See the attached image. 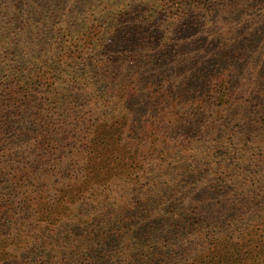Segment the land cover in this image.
<instances>
[{"label": "trees", "instance_id": "obj_1", "mask_svg": "<svg viewBox=\"0 0 264 264\" xmlns=\"http://www.w3.org/2000/svg\"><path fill=\"white\" fill-rule=\"evenodd\" d=\"M7 1L3 11L23 17L39 35L44 16L65 7L56 0ZM122 17L104 30L107 39L103 29L90 36L71 28L64 41L50 36L49 56L37 64L0 68V264H264V50L257 63L252 59L260 27L239 25L238 36L229 28L211 32L202 44L188 36L198 25L186 14L171 22L174 50L167 55L165 42L150 32L142 39L141 28L123 26ZM55 43L67 45L57 52ZM144 43L155 65L144 71L153 78L145 83L118 57L98 56ZM72 52L93 53L94 75L104 77L86 117L80 103L86 59L62 75L60 62ZM177 52L189 70L178 69L189 73L169 80L156 66ZM136 88L144 91L138 108L121 112ZM109 119H123L125 144L155 174L139 202L116 218L82 208L95 190L87 177L100 143L93 131ZM195 131L206 142L199 150Z\"/></svg>", "mask_w": 264, "mask_h": 264}, {"label": "rangeland", "instance_id": "obj_2", "mask_svg": "<svg viewBox=\"0 0 264 264\" xmlns=\"http://www.w3.org/2000/svg\"><path fill=\"white\" fill-rule=\"evenodd\" d=\"M56 1H60V6L65 5V7L57 9L58 12H55L51 16H44L45 26H42L41 35H39L23 24V17L14 16L10 13L11 11L5 12L7 9L3 11L2 8L8 1L0 0L1 69L22 70L30 64H37V61L42 58L45 59L49 56L48 47L53 46L55 42L50 37L52 34L58 35L57 40L64 41L66 39L64 33L69 32L68 30H71V28L78 27L87 29L88 33L91 32V36L96 34L99 29H103L104 31L108 29V26H117L118 21L116 20L119 15H122V18L126 20L123 26L126 27L134 24L141 28V32L143 33L142 39L150 32L155 34L154 41L161 40L160 43L162 41L165 42V46L167 47H163V52L167 55L171 54L172 50H174L171 48V45H174L170 38L172 36V32L170 31L171 22L177 20L178 17H184L186 14L193 17L195 15L194 19L198 25L197 28H193L194 34L188 36L199 38L202 44L211 41L213 37L211 32L219 33L229 28L231 31L235 30L232 32L238 36L242 32L238 28L239 25L245 26L249 24L250 26L257 25L261 30L259 31L261 32L260 36L255 38L256 43L252 47L256 51L252 57L253 63H257L260 59L257 52L264 50V0ZM67 4H74V6L69 10V5ZM67 11L69 13L64 14ZM50 26H54L59 32L56 30L51 32L49 30ZM94 27L95 29H93ZM104 37L106 39L109 37L105 31ZM54 45L58 47L57 52H62L59 51V48L67 44L64 43L63 46H57L55 43ZM84 47L87 50H92L87 44ZM152 53L153 50L150 49V46L144 43L138 49L129 47L119 52H114L113 50L100 51L98 52V56H100L99 59H102L103 62H108L118 57L116 63L131 69L133 68L134 72H138V75L141 76V83H145L149 79H153L146 76V73L144 74V71L151 72L152 68L154 69V62L152 58L150 60ZM77 54V52H72L68 58L65 56L64 62L60 63L63 65L62 69L65 72L62 75L64 76L65 74L66 77L69 70L80 69L84 59H86L85 63L88 67L85 73L82 74L84 78L82 81L86 80V83L81 85V91L84 92V95L82 94L83 96L80 98L81 108L83 109L81 111H85L86 117L89 106L91 105L90 98L92 93H103L100 84H104L105 82L103 76L99 74L94 75V70L96 69L93 68V63L95 62L93 58L96 57H94L93 53H84L85 55L83 57H76ZM182 54L177 52L173 56H168L166 58L168 61L162 62L156 68L160 71L163 69L169 77V80L188 74L189 71L186 73L182 69H178L179 66H185L189 70L188 65L186 66L184 63H181L182 59H185ZM167 63L169 66H167ZM70 64H76L77 66L75 68L77 69L73 67L69 68L68 65ZM81 91L79 92L81 93ZM134 93L136 95L125 102L124 107L119 104L123 110L119 107L116 108H119L121 112L125 109L132 111L138 108L140 102L137 98L139 95H143L144 91L141 88H138L137 91L136 88ZM115 112H118V109H115ZM93 132L95 139L98 140L99 138L100 143L97 144L92 154V164H90L87 177L90 182L95 183V190L90 195H93L91 197L92 201H88V204L85 206L86 208L84 206L82 208L87 209L88 207L90 213L103 210L109 214L108 216H115L116 218L123 209L135 206L136 202H139L141 193L147 192L148 188L152 186L155 177V174H153L154 166L153 164L151 166L146 164L140 166L141 163L134 156L135 150L133 147L130 144H127L128 146L125 144L128 142L126 140L128 134L125 133L123 119H120L119 122H116L115 119H109L108 121L102 120ZM201 138L197 131L192 134V139L196 140L192 144L197 150L202 146L201 144H206L204 140L202 142ZM151 193H147V196L151 197ZM111 221V225L116 223L114 219ZM7 251L11 252L9 248ZM17 253L19 252L15 251L14 254H7L15 256ZM8 264H17V261Z\"/></svg>", "mask_w": 264, "mask_h": 264}]
</instances>
